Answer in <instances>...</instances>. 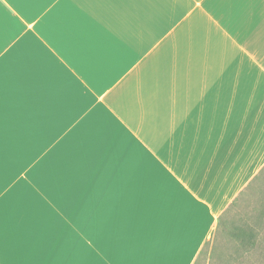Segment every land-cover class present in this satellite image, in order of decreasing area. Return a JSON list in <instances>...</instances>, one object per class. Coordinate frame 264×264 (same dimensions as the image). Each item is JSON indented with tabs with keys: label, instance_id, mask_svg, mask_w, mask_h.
<instances>
[{
	"label": "crops",
	"instance_id": "0c3cea01",
	"mask_svg": "<svg viewBox=\"0 0 264 264\" xmlns=\"http://www.w3.org/2000/svg\"><path fill=\"white\" fill-rule=\"evenodd\" d=\"M264 170V0H0V264H196Z\"/></svg>",
	"mask_w": 264,
	"mask_h": 264
},
{
	"label": "rangeland",
	"instance_id": "374dc122",
	"mask_svg": "<svg viewBox=\"0 0 264 264\" xmlns=\"http://www.w3.org/2000/svg\"><path fill=\"white\" fill-rule=\"evenodd\" d=\"M196 264H264V170L221 215Z\"/></svg>",
	"mask_w": 264,
	"mask_h": 264
}]
</instances>
